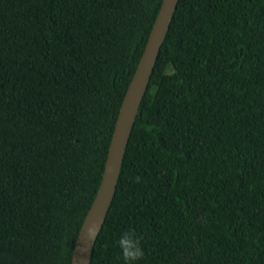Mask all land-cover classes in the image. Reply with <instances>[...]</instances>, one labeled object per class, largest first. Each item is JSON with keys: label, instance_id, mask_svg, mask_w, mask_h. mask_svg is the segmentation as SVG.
Wrapping results in <instances>:
<instances>
[{"label": "trees", "instance_id": "trees-1", "mask_svg": "<svg viewBox=\"0 0 264 264\" xmlns=\"http://www.w3.org/2000/svg\"><path fill=\"white\" fill-rule=\"evenodd\" d=\"M162 0H0V264H71ZM138 178V179H137ZM264 264V0H179L90 264Z\"/></svg>", "mask_w": 264, "mask_h": 264}, {"label": "water", "instance_id": "water-1", "mask_svg": "<svg viewBox=\"0 0 264 264\" xmlns=\"http://www.w3.org/2000/svg\"><path fill=\"white\" fill-rule=\"evenodd\" d=\"M179 0H162L114 124L98 190L76 237L71 264H90L93 245L111 205L128 139L147 89L160 48ZM89 232L94 238H89Z\"/></svg>", "mask_w": 264, "mask_h": 264}, {"label": "clouds", "instance_id": "clouds-1", "mask_svg": "<svg viewBox=\"0 0 264 264\" xmlns=\"http://www.w3.org/2000/svg\"><path fill=\"white\" fill-rule=\"evenodd\" d=\"M138 179V178H137ZM89 238H94V233L89 232ZM116 243L121 251L123 264H139L144 255L140 238L134 231L128 230L122 232Z\"/></svg>", "mask_w": 264, "mask_h": 264}]
</instances>
